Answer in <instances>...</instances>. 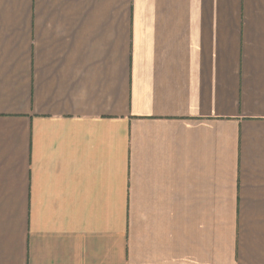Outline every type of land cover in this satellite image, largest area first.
I'll list each match as a JSON object with an SVG mask.
<instances>
[{
  "label": "crops",
  "instance_id": "crops-1",
  "mask_svg": "<svg viewBox=\"0 0 264 264\" xmlns=\"http://www.w3.org/2000/svg\"><path fill=\"white\" fill-rule=\"evenodd\" d=\"M0 264H264V0H0Z\"/></svg>",
  "mask_w": 264,
  "mask_h": 264
}]
</instances>
